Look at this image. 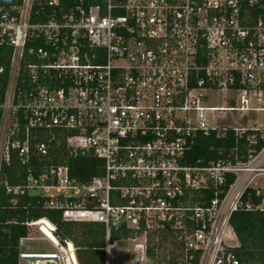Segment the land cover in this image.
Masks as SVG:
<instances>
[{"label":"built area","instance_id":"obj_1","mask_svg":"<svg viewBox=\"0 0 264 264\" xmlns=\"http://www.w3.org/2000/svg\"><path fill=\"white\" fill-rule=\"evenodd\" d=\"M0 49L7 194H36L64 221L101 224L105 264H120L111 247L124 238L140 264H239L230 217L264 212V144L246 159L186 158L211 131L264 140V0H22L0 11ZM228 113L247 122L224 123ZM59 143L99 158L100 173L83 179L53 163ZM13 159L21 180L10 184L2 166ZM167 237L178 250L165 261ZM29 238L18 259L79 264L72 241L24 251Z\"/></svg>","mask_w":264,"mask_h":264},{"label":"trees","instance_id":"obj_2","mask_svg":"<svg viewBox=\"0 0 264 264\" xmlns=\"http://www.w3.org/2000/svg\"><path fill=\"white\" fill-rule=\"evenodd\" d=\"M22 0H0V11L10 5L20 4ZM6 52L9 50L6 49ZM2 50L0 49V55ZM0 63L7 65L8 59ZM247 133L241 137L233 130H226L224 135L217 136L215 131L209 134H200L196 138L195 146L188 152L186 162L194 164L198 159L203 163L209 160L246 159L247 151H258L264 140L258 139L256 144H249L245 140ZM53 163H67L71 172L83 179H89L100 173L102 161L91 155H68L66 147L61 143L51 149ZM5 180L10 184L18 183L21 178L18 173L21 167L16 160L10 165H3ZM212 196L207 193L204 197L208 200ZM195 194V201H198ZM246 198L244 195L243 199ZM15 199V200H13ZM46 219L55 226L54 235L62 243L64 240L73 242L79 264H105V231L101 224L74 223L64 221L61 211L51 209L43 204V199L36 194L12 196L7 194L0 184V264H18V241L28 235L27 222ZM238 245L233 251L239 259V264H264V212L240 208L230 217ZM126 235V234H124ZM120 238L112 233L111 241ZM147 259H151V249L147 251Z\"/></svg>","mask_w":264,"mask_h":264},{"label":"rangeland","instance_id":"obj_3","mask_svg":"<svg viewBox=\"0 0 264 264\" xmlns=\"http://www.w3.org/2000/svg\"><path fill=\"white\" fill-rule=\"evenodd\" d=\"M219 94L220 96L223 95L222 93H219ZM213 104L218 107L225 105L222 99L214 100ZM228 114L229 115H227L224 119V123L238 125V124H243L247 122L246 119L241 120L238 115H235V114L230 115V113ZM257 119L259 122H263L264 113L260 112L257 115ZM258 182L262 184V180H258ZM38 227L39 226L35 224L28 226V231H29L28 237L30 238L24 241L22 250L31 251V252H51L54 250L58 251V246L55 249L50 242L43 239L44 238V236L42 235L43 233L40 232ZM133 243L134 242L124 238L114 243V245L111 247V252L113 254L119 252V256L117 260L120 264H140L137 260V256L134 254L133 247H132ZM230 243L233 246L237 245L236 239H233ZM61 244H64V242H62ZM177 250L178 249L176 248L174 242H172V239L167 237V240L165 242L160 243V247L158 251L160 253L159 255L161 259H164L166 261L168 260V257L170 258V260H172ZM18 261L20 264H29V261L27 260L18 259ZM32 261L35 262L36 260L33 259Z\"/></svg>","mask_w":264,"mask_h":264},{"label":"bare ground","instance_id":"obj_4","mask_svg":"<svg viewBox=\"0 0 264 264\" xmlns=\"http://www.w3.org/2000/svg\"><path fill=\"white\" fill-rule=\"evenodd\" d=\"M33 224L38 225L40 228V231L53 243H57V239L52 234L51 230V223L48 222L46 219L42 218L40 220L34 221ZM42 257V256H40ZM76 260V259H75Z\"/></svg>","mask_w":264,"mask_h":264},{"label":"crops","instance_id":"obj_5","mask_svg":"<svg viewBox=\"0 0 264 264\" xmlns=\"http://www.w3.org/2000/svg\"><path fill=\"white\" fill-rule=\"evenodd\" d=\"M44 240H47L45 237L43 238ZM48 241V240H47ZM237 241V245H238V240H236ZM49 242V241H48ZM236 245V246H237ZM53 246V245H52ZM55 251V250H54ZM19 262V261H18ZM20 264V263H19Z\"/></svg>","mask_w":264,"mask_h":264}]
</instances>
